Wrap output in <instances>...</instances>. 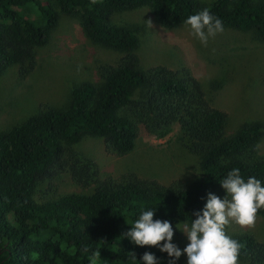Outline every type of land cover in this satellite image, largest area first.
<instances>
[{"label":"trees","instance_id":"trees-1","mask_svg":"<svg viewBox=\"0 0 264 264\" xmlns=\"http://www.w3.org/2000/svg\"><path fill=\"white\" fill-rule=\"evenodd\" d=\"M25 6L48 31L35 25ZM140 8L167 29L224 27L264 41V0H0V77L10 66L26 76L47 32L66 16L76 17L89 40L121 53L114 64L99 65L94 80L72 87L67 107L48 108L0 131V264H183L143 241L177 223L229 260L262 247L252 234L225 238L207 223L212 197L242 198L264 217L263 123L226 134L228 114L212 105L187 69L143 68L140 26L116 19ZM175 124L177 142L197 156L201 170L189 184L163 185L135 174L101 178L93 160L68 147L84 135L100 136L108 151L123 155L133 150L141 127L161 137ZM65 170L92 188L37 201L40 182Z\"/></svg>","mask_w":264,"mask_h":264},{"label":"rangeland","instance_id":"rangeland-1","mask_svg":"<svg viewBox=\"0 0 264 264\" xmlns=\"http://www.w3.org/2000/svg\"><path fill=\"white\" fill-rule=\"evenodd\" d=\"M202 1L208 5L213 0ZM23 9L31 14L38 28L47 30L39 14L27 6ZM116 19L140 26L137 53L143 68H184L202 83L212 105L228 114L226 134L245 123L261 121L263 134L258 152L264 156V41L250 32L224 27L202 29L181 24L167 29L155 21L147 8L124 12ZM47 34V41L37 48L34 67L26 76H21L16 66H10L0 77V131L48 108L67 107L72 87L94 80L99 65L114 64L121 56L120 52L89 40L73 16L63 17ZM177 131L175 124L159 137L141 127L133 150L123 155L108 151L100 136L84 135L68 147L73 154L93 160L101 178L135 174L163 185L174 180L189 184L201 176V170L197 156L177 142ZM92 186L75 183L65 170L40 182L34 198L42 201L66 193L87 192ZM209 209V230L225 238L249 233L262 247L253 255L229 260L185 223H177L143 241L176 254L183 264H264V217L251 211L239 197L225 202L212 197Z\"/></svg>","mask_w":264,"mask_h":264}]
</instances>
